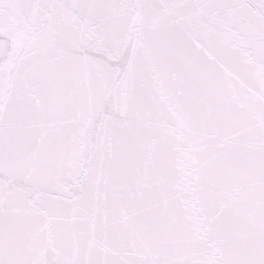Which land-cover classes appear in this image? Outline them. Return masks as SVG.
Returning <instances> with one entry per match:
<instances>
[{
  "label": "snow or ice",
  "instance_id": "obj_1",
  "mask_svg": "<svg viewBox=\"0 0 264 264\" xmlns=\"http://www.w3.org/2000/svg\"><path fill=\"white\" fill-rule=\"evenodd\" d=\"M0 264H264V0H0Z\"/></svg>",
  "mask_w": 264,
  "mask_h": 264
}]
</instances>
